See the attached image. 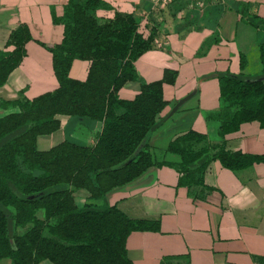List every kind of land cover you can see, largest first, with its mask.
Segmentation results:
<instances>
[{
    "label": "trees",
    "instance_id": "trees-1",
    "mask_svg": "<svg viewBox=\"0 0 264 264\" xmlns=\"http://www.w3.org/2000/svg\"><path fill=\"white\" fill-rule=\"evenodd\" d=\"M102 5L101 0H65L61 13L52 14V20L62 24L61 40L41 43L51 53L57 86L31 98L0 101L3 107L17 108L0 116V258L8 257L10 264L42 260L51 264H132L124 248L128 232L158 226L157 220L127 216L103 197L107 190L132 180L152 164L145 146L137 147L157 127L155 114L165 104L162 82H172L176 71L163 69L159 78L140 79L133 61L154 45L152 29L156 25L146 26L148 34L142 36L136 30L141 18L137 11L114 10L112 16L101 18L95 11ZM236 10L259 31L261 70L255 75L216 72L222 108L220 134L248 120L264 127V18L239 5ZM29 38L24 24L8 33L0 48V84L24 55V42ZM72 59L88 60L83 79L68 75ZM243 63L240 56L239 65ZM127 80L138 83L131 97L117 92ZM58 114L100 120L101 129L91 145L63 138L37 149L36 135L58 128ZM203 137L189 129L166 146L180 156L173 164L177 183L185 185L191 197L208 189L202 172L210 159L236 169L263 158L220 145L195 149L193 144ZM65 184L83 187L90 198L102 201L76 205Z\"/></svg>",
    "mask_w": 264,
    "mask_h": 264
},
{
    "label": "crops",
    "instance_id": "crops-1",
    "mask_svg": "<svg viewBox=\"0 0 264 264\" xmlns=\"http://www.w3.org/2000/svg\"><path fill=\"white\" fill-rule=\"evenodd\" d=\"M101 1L102 7L95 11L101 18L112 16L114 10L137 11L141 18L136 30L142 36L148 34L146 24L152 20L151 14H157L152 30L158 44L133 61L140 79L159 78L163 69L176 71L172 82H162L165 104L155 114L157 127L148 131L137 147L145 146L152 164L132 180L104 193L103 200L127 216L158 221L156 229L128 232L126 256L132 264H264V127L248 120L235 130L219 133L222 108L216 78V72L223 70L247 75L260 72L259 31L236 5L264 18V0H170L160 10H154L152 0ZM64 2L0 0V48L18 24L26 25L30 34L24 42V55L0 84V101L31 98L57 86L51 53L42 44L61 40L62 24L54 22L52 14L59 15ZM144 13L149 18L143 17ZM87 66L88 60L72 59L68 75L83 79ZM137 89V81L127 80L117 92L131 97ZM16 109L0 105V116ZM56 117L58 128L36 135L37 149H46L63 138L91 145L102 125L100 120L86 117ZM189 129L204 135L193 144L195 149L220 145L263 158L236 169L210 159L202 172L208 189L191 197L187 187L177 183L173 164L180 156L166 149L169 140ZM65 186L71 189L76 205L102 201L90 198L83 187ZM36 214L40 216V211ZM3 260L10 264L8 257L0 258ZM37 264L51 263L42 260Z\"/></svg>",
    "mask_w": 264,
    "mask_h": 264
},
{
    "label": "built area",
    "instance_id": "built-area-1",
    "mask_svg": "<svg viewBox=\"0 0 264 264\" xmlns=\"http://www.w3.org/2000/svg\"><path fill=\"white\" fill-rule=\"evenodd\" d=\"M169 1L170 0H152L154 10H160V9H162L163 7H165L166 5H168ZM148 16H149L148 13H144L143 14V17H146V19L149 18ZM151 17H153L154 19L152 21H148V25H147L148 28L150 26H152L153 24L156 25V21L158 20L157 19V14H155V13L153 15L151 14ZM153 42H154V44H158L159 41H158V39H155L153 37Z\"/></svg>",
    "mask_w": 264,
    "mask_h": 264
},
{
    "label": "rangeland",
    "instance_id": "rangeland-1",
    "mask_svg": "<svg viewBox=\"0 0 264 264\" xmlns=\"http://www.w3.org/2000/svg\"><path fill=\"white\" fill-rule=\"evenodd\" d=\"M22 228H17V231L20 232ZM0 264H5V260L1 261Z\"/></svg>",
    "mask_w": 264,
    "mask_h": 264
}]
</instances>
